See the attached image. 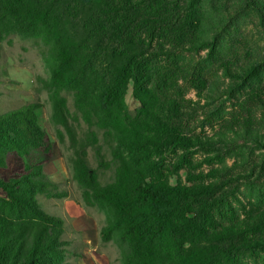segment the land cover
Returning a JSON list of instances; mask_svg holds the SVG:
<instances>
[{"label": "trees", "instance_id": "1", "mask_svg": "<svg viewBox=\"0 0 264 264\" xmlns=\"http://www.w3.org/2000/svg\"><path fill=\"white\" fill-rule=\"evenodd\" d=\"M229 7L264 24V0H0V40L18 32L41 50L49 74L37 79L57 138L84 202L105 215L100 239L117 246L119 264H231L264 244V212L218 217L222 180L190 171L189 183L167 177L190 165L191 147L216 149L222 140L181 127L185 112L154 80L152 64L214 43ZM129 82L140 102L133 116L123 98ZM39 106L36 99L0 111V168L12 158L19 167L0 177V264L65 263L64 219L39 196L66 193L31 160L54 144ZM165 152L175 159L164 163Z\"/></svg>", "mask_w": 264, "mask_h": 264}, {"label": "rangeland", "instance_id": "2", "mask_svg": "<svg viewBox=\"0 0 264 264\" xmlns=\"http://www.w3.org/2000/svg\"><path fill=\"white\" fill-rule=\"evenodd\" d=\"M229 10L220 17L222 31L214 43L210 40L198 48L162 55L152 64L154 80L162 79L159 83L185 112L181 127L188 133L215 135L222 140L216 149L187 150L190 165L168 173V181L189 183V171L203 174L207 180H222L225 191L214 208L224 222L264 212V24L253 11L234 16L231 7ZM206 13L215 18L212 8ZM40 51L35 39L18 32L0 40V111L36 99L41 102L36 111L54 144L48 154L34 153L31 160L42 164L58 192L66 193L39 196L46 210L64 219V264H119L117 246L100 239L105 215L84 202L72 177L66 142L57 138L50 100L37 79L49 74ZM123 98L133 116L140 102L133 95L131 82ZM162 156L166 163L176 154L165 152ZM16 165L12 158L8 168H0V177L17 173ZM217 170L219 174L213 176ZM231 264H264V244L246 250Z\"/></svg>", "mask_w": 264, "mask_h": 264}]
</instances>
